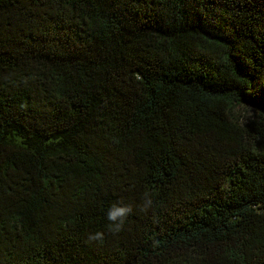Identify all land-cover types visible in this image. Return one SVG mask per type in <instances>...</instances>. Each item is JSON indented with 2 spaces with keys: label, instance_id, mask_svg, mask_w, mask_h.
I'll return each mask as SVG.
<instances>
[{
  "label": "trees",
  "instance_id": "1",
  "mask_svg": "<svg viewBox=\"0 0 264 264\" xmlns=\"http://www.w3.org/2000/svg\"><path fill=\"white\" fill-rule=\"evenodd\" d=\"M0 264H264V0H0Z\"/></svg>",
  "mask_w": 264,
  "mask_h": 264
},
{
  "label": "clouds",
  "instance_id": "2",
  "mask_svg": "<svg viewBox=\"0 0 264 264\" xmlns=\"http://www.w3.org/2000/svg\"><path fill=\"white\" fill-rule=\"evenodd\" d=\"M151 203L152 201L148 197H144L140 202V208L147 209L151 206ZM130 210H131L130 206L122 202L114 203L106 209L105 218L109 222V226L112 229V231L114 232L119 231L123 220L128 215ZM98 235H99L98 233L95 234V236ZM95 236L90 234L88 236V240H93Z\"/></svg>",
  "mask_w": 264,
  "mask_h": 264
},
{
  "label": "rangeland",
  "instance_id": "3",
  "mask_svg": "<svg viewBox=\"0 0 264 264\" xmlns=\"http://www.w3.org/2000/svg\"><path fill=\"white\" fill-rule=\"evenodd\" d=\"M236 112L241 115L240 117H242L244 120H248V119H255L256 115H257V109L255 108L254 105H248V104H244V105H238L235 107Z\"/></svg>",
  "mask_w": 264,
  "mask_h": 264
}]
</instances>
